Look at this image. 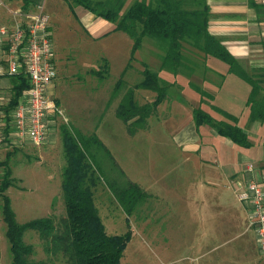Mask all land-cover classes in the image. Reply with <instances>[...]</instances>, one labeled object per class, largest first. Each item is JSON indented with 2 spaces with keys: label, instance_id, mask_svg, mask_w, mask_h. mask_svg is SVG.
<instances>
[{
  "label": "rangeland",
  "instance_id": "obj_1",
  "mask_svg": "<svg viewBox=\"0 0 264 264\" xmlns=\"http://www.w3.org/2000/svg\"><path fill=\"white\" fill-rule=\"evenodd\" d=\"M40 1L49 16L54 49L53 97L67 118V123L60 119L57 125L67 124L79 139L86 140L84 145L90 149V161L100 175V183L94 191V203L106 231L109 234H122L130 229L134 234L123 251L121 264H167L172 258L186 255L188 257L180 258L174 264H248L249 257L244 256L242 251L244 247L255 243V234L252 228L246 230L244 204L237 200L235 191L237 181L244 182L243 175L247 165L251 164L255 168L264 165V124L250 122L247 112L242 113L240 106L235 108L234 113L239 117L240 126L249 133L251 146L241 148L235 145L234 150L223 146L219 157L206 165L218 177L214 188L220 190L221 208L210 206L212 201L205 203L197 216H189V230H186L188 235L167 242L164 237L171 230L167 229L168 223L160 218H166L172 211L173 204L166 196L152 199L148 192L161 190L166 185L168 190V178L179 174L188 176V180L181 182L180 190L191 191L193 183L200 180L205 173L197 168L193 171L186 169L189 164L185 162V154L180 151L172 154L170 148L166 150L161 143L169 141L174 131L186 120L188 112L183 106L185 104L178 100V96L184 94L181 92L183 85L179 82H167L168 98L164 105L151 113L145 123L127 126L115 114L123 93L129 89L134 90L135 100L140 104L150 102V95H154L153 98L156 96L154 91L135 87L143 78V63L159 73V68L156 67L160 64V50L156 42L147 37L143 38L141 48L135 51L123 75L122 88L112 97L115 83L129 61L132 39L122 31H109L112 23L96 34L90 32L91 30H87L78 21V17L82 18L87 12L80 5L70 7L65 0ZM128 2L129 0H125L124 9L128 7L125 6ZM105 30L109 32L104 33ZM206 59L209 61L204 66L198 65L200 71H210L212 69L207 64L221 61L212 56ZM105 61L108 64L107 70ZM178 74L180 73L174 76ZM206 77L211 75L207 73ZM227 92L224 87L219 92V97L222 98V94ZM56 130L54 139L57 145L34 147L22 142L16 145L17 148L9 146L0 150L2 160L6 158L7 150L16 149L8 161L15 180L6 193L18 223L51 216L56 228H63L61 219L66 214L61 190V172L65 161L59 131ZM201 133L205 141H213L210 136H205V132ZM92 134L98 137L102 146L90 142L88 138ZM106 149L115 163L109 158ZM190 158L194 159L193 156ZM1 174L0 167V177ZM112 175L118 181H112ZM160 175L162 179L158 182L157 177ZM194 178L196 180L192 181ZM111 181L117 188L127 185L129 181L140 186L136 182L140 181V187L142 190L146 189L147 195L137 204V212L136 209L128 212L120 204ZM202 183L207 196V190L210 187L211 191L212 186L207 182ZM172 189H178L176 183ZM147 198L150 199L144 202ZM153 203L156 209L152 213ZM156 215L158 219L151 222L153 228L149 229L148 219H155ZM134 218L144 220L146 228L135 230ZM148 232H155L157 235L150 236ZM23 241L33 247L31 261L70 264L60 251L55 252L50 246L48 248L45 240L35 230H25ZM174 241L179 243H173ZM10 261L6 224L0 210V264H10Z\"/></svg>",
  "mask_w": 264,
  "mask_h": 264
},
{
  "label": "trees",
  "instance_id": "obj_2",
  "mask_svg": "<svg viewBox=\"0 0 264 264\" xmlns=\"http://www.w3.org/2000/svg\"><path fill=\"white\" fill-rule=\"evenodd\" d=\"M65 2L70 7L82 6L96 17L112 23L114 30L126 33L132 39L130 61L145 37L156 42L160 50L159 70L190 76L200 71L198 65L204 66L208 56L223 61L228 66L229 73L250 85L246 100L250 122L264 121V70L255 69L249 73L220 39L209 32V7L205 0H134L126 9L125 0H65ZM250 2L259 10L260 4L255 0ZM129 62L115 83L112 97L122 88L123 75L130 65ZM104 64L107 70V61ZM142 65L143 78L135 87L154 91L156 96L152 101L140 104L135 100L134 90L129 89L123 93L115 114L127 126L145 123L147 117L156 110L167 94L166 87L169 84L146 63ZM11 80L12 94L7 110L14 106L21 91L28 87V80L23 75L13 76ZM190 86L199 94L200 101L213 98L212 94L201 86L193 82H190ZM214 109L220 114L219 118L213 117L200 107L194 108L195 124L210 126L218 135L229 138L238 146H251L248 134L238 124V117L218 107L214 106ZM57 128L65 161L61 172V190L66 215L61 219L63 225L61 230L56 228L54 218L51 216L31 219L24 223L16 221L10 198L6 193L15 180L8 161L16 149L7 150L6 158L0 160L2 168L0 210L6 224V237L11 252L10 264H50L30 260L33 247L23 241V234L27 229L37 231L48 248L50 246L55 252L60 251L70 264H121L123 251L131 239L132 232L130 229L122 234H109L106 231L94 203V191L100 183V175L90 161V149L84 145L86 140L79 139L65 123L58 125ZM88 139L91 143L102 146L96 135L92 134ZM106 151L114 162L107 149ZM111 178L112 181H118L113 175ZM112 181L111 186L118 201L128 212L135 209L147 195L136 183L129 181L127 185L117 188L113 186Z\"/></svg>",
  "mask_w": 264,
  "mask_h": 264
},
{
  "label": "crops",
  "instance_id": "obj_3",
  "mask_svg": "<svg viewBox=\"0 0 264 264\" xmlns=\"http://www.w3.org/2000/svg\"><path fill=\"white\" fill-rule=\"evenodd\" d=\"M206 4L209 7V23L208 29L209 32L220 39L222 44L228 49V51L240 61L244 68L250 73L255 69L264 70V0H255L256 3L260 4L259 10H256L254 6L251 5V0H205ZM40 0H0V25L11 27L14 22V17L10 13L14 10H21L23 12H32L35 10L37 4ZM134 0L126 3L125 6H129ZM87 11V10H86ZM79 23L85 27L90 32L96 34L104 26H107L110 22L105 19L96 17L90 11L85 12L82 15V18L78 17ZM111 30H114L113 24L111 25ZM109 28V29H110ZM108 30L104 33L109 32ZM117 31V30H115ZM151 40V39H150ZM148 40V41H150ZM153 41V40H152ZM142 46V45H141ZM141 48V47H140ZM139 48V49H140ZM138 50V49H137ZM136 50V51H137ZM130 61V57H129ZM128 61V62H129ZM209 61V60H207ZM206 61V63H207ZM128 64V63H127ZM126 66V65H125ZM207 67H210V71H196V73L186 76L183 73L178 74L177 76L172 75L171 72L166 70H159L158 75L168 82L176 83L179 82L183 87L181 92L183 95L178 96V100L188 112L184 124L177 128L174 133L171 135L169 141H161L164 145V148H170L171 153L180 151L182 154H185V162L189 164L188 170L193 171L194 168L201 169L203 175L201 179L193 183V190L185 191L180 190L182 185L181 182L188 180L186 179V174H179L175 177L168 178L169 189L166 190V186H163L161 190L155 189L153 192H148L151 195L150 197L156 199L166 196L171 199L173 204L172 211L169 212L165 217H161L160 220L166 221L168 223V228L170 233H166L164 239H167V242L173 238H185L188 235L186 230H189L190 225L189 216H197L198 212L205 207V203L208 204L210 201L212 203L210 206L215 208V206L221 208L220 200V190H215V182H217L218 177L215 173L211 172L207 164L216 160L219 157L221 147L229 146L230 149H235V145L229 138L218 135L213 128L206 124H201L197 126L193 119V109L200 107L204 111L210 113L213 117H220L219 113L215 111L214 106L218 107L230 114L237 116V113H234L235 108L240 106L243 109V112H247L249 115V109L246 105V100L250 92V85L239 78L238 76L228 72V66L223 62H215V64H207ZM125 68V67H124ZM156 68H159V64ZM124 70V69H123ZM122 70V71H123ZM210 74L211 77L207 78L206 74ZM12 78V77H11ZM11 78H2L0 84L2 86L6 84H12ZM54 80V78H53ZM49 86L48 90L51 94H54V83ZM190 82L200 84L204 90L212 94V99L207 101H200L199 94L190 86ZM264 86V82H263ZM224 87L227 88V94H222V98L219 97V92ZM54 96V95H53ZM227 96V97H226ZM154 95H150L149 98L152 101ZM54 98V97H53ZM152 98V99H151ZM166 96L157 106L156 110L162 107L167 100ZM55 99V98H54ZM192 99V100H191ZM56 101V99H55ZM57 103V102H56ZM228 103V104H227ZM188 107V108H187ZM155 110V111H156ZM154 111V112H155ZM241 113V114H242ZM246 116V115H244ZM238 117V116H237ZM260 123V122H257ZM239 124V117H238ZM264 124V121L260 125ZM240 125V124H239ZM58 129V128H57ZM57 131V130H56ZM206 133L205 136H210L213 141L208 143L205 141V138L202 133ZM249 134V133H248ZM254 135V134H252ZM221 138L217 140L216 138ZM55 131L49 135L47 142L41 146L48 145H57L55 144ZM216 141V142H215ZM34 146V145H33ZM35 147V146H34ZM39 147V146H36ZM238 147V146H237ZM243 148V147H241ZM5 149V148H3ZM0 149V150H3ZM238 149V148H237ZM245 149V148H244ZM216 156H213V155ZM190 156H193L194 159L191 160ZM191 160V163H189ZM248 166V165H247ZM245 174L243 175L245 177ZM215 176L217 178H215ZM162 176L157 177L158 182H160ZM196 180L194 178L192 181ZM216 180V181H215ZM141 186L140 181H136ZM207 182L209 186H212V190H207V196L205 189L203 188V183ZM177 184L178 189L173 191L172 187L174 184ZM139 186V187H140ZM142 189V187H140ZM151 188V187H150ZM166 190V191H164ZM143 191H146V189ZM208 200H206V198ZM147 198L146 201L147 202ZM238 200V199H237ZM240 202V201H239ZM242 203V202H241ZM200 204V207H199ZM202 205V206H201ZM151 212L156 209L154 203L151 204ZM136 209V208H135ZM228 209L234 211V209L228 207ZM243 211L245 212V218L247 220L248 211L246 205L243 206ZM137 212V209H136ZM158 212V210H157ZM238 216V214H237ZM155 219L149 218V229L153 228L151 222L157 220L158 216L154 217ZM135 224L133 228L140 229L146 228L144 220L141 218H134ZM147 221V219H146ZM133 229V232L135 230ZM148 229V230H149ZM151 235H157V233L148 232ZM132 235H134L132 233ZM155 237V236H154ZM173 243H179V241H174ZM250 243V242H249ZM244 256L249 257L248 264H264V255L260 254L256 247V241L253 245L249 244L244 247L243 251ZM188 255L180 257L186 258ZM180 258H172L167 262V264H174Z\"/></svg>",
  "mask_w": 264,
  "mask_h": 264
},
{
  "label": "built area",
  "instance_id": "obj_4",
  "mask_svg": "<svg viewBox=\"0 0 264 264\" xmlns=\"http://www.w3.org/2000/svg\"><path fill=\"white\" fill-rule=\"evenodd\" d=\"M41 2V1H40ZM32 12L14 10L11 27L0 25V80L23 75L28 80L14 106L7 110L12 84H0V149L21 144L41 146L67 118L48 90L55 77L49 16L43 2ZM244 182L237 181L238 201L246 205V230L253 229L264 255V165H248Z\"/></svg>",
  "mask_w": 264,
  "mask_h": 264
}]
</instances>
